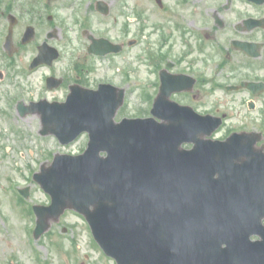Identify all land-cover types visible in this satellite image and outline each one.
I'll use <instances>...</instances> for the list:
<instances>
[{"label":"flooded vegetation","instance_id":"obj_1","mask_svg":"<svg viewBox=\"0 0 264 264\" xmlns=\"http://www.w3.org/2000/svg\"><path fill=\"white\" fill-rule=\"evenodd\" d=\"M98 2L106 3V14L96 12ZM155 5L144 0H0V34L3 35L0 42L13 58L26 60L27 68L39 55L40 47L47 44L57 49L59 60L50 71L53 76L61 74L63 85L53 91L43 89L42 94L53 99L54 93L64 100L73 85L93 90L102 84L118 86L112 79L103 77L102 63L127 54L136 45L143 46L142 30L147 17L155 24L159 20L160 29L167 31L169 26L178 37V57L169 69L168 62L160 58L150 62L149 69H156L155 79L159 81L160 71L167 70L194 81L180 83L184 87L191 83L190 89L172 95L174 102L192 107L200 114L225 117L227 114L219 106L234 100L237 93L258 90L256 97L264 104V2L178 0L176 6ZM124 18L143 24L110 27L109 22L117 23ZM93 24L95 28L88 29ZM64 26L67 28L63 29ZM90 37L120 45L122 51L118 55L90 54ZM60 64L63 67L57 66ZM154 84L158 92L159 85ZM157 92L148 93L144 117H150ZM256 97L249 101L255 102ZM41 98L47 97L41 95Z\"/></svg>","mask_w":264,"mask_h":264},{"label":"rangeland","instance_id":"obj_2","mask_svg":"<svg viewBox=\"0 0 264 264\" xmlns=\"http://www.w3.org/2000/svg\"><path fill=\"white\" fill-rule=\"evenodd\" d=\"M144 1L146 4H150L149 0ZM157 25H160V22L157 21L156 24L153 25V29L152 25L146 29L145 33L142 35L144 45L136 48L132 53H129L130 57L128 54L125 55V57H127L126 60L124 57H120L116 59V66L112 67L107 63L101 66V73L104 78L116 77L119 80L121 78L120 69L125 67L132 69L131 76L133 77V82L131 84L134 85L127 91V94L130 96L129 99L131 100V104L125 109L126 111H124L128 116L135 115L139 109L144 107V102H142V89L143 91L150 89L152 94L157 92V85L152 83L154 82L153 75L148 77L150 72L140 59V56L152 54L155 50H166L160 45V41H158L155 36L154 32ZM173 40H177V38L175 37ZM173 51H178V44ZM33 81L38 87L42 86L40 75L34 77ZM118 84L123 86L121 81ZM5 88V86H0V96L6 92ZM132 89L136 90L133 94L131 93V91H133ZM12 92L15 94L16 89H13ZM29 94H33V90H30ZM14 98V95L9 96L8 94L6 97L7 103L13 105L10 99ZM7 108V104L0 101V114L7 112L9 115L7 116L8 120H6L5 115H1L0 130L6 131L8 137L16 143V147L10 151V155L8 154L6 160H1L3 157V138H0V189L1 185L7 186L10 178H26V172L33 167L35 171L38 172L39 167L44 164H49L56 154L81 153L84 150V139H81V142L77 145L75 144L69 148L63 147L55 138L49 136L41 137L39 135L41 126L38 116H29L21 119L13 110L7 111ZM10 127L15 128L20 137H15L10 133L8 131ZM12 161H17L22 166V174L14 170L11 164ZM33 189H36V187H33ZM8 197L6 192H1L0 190V202L7 217L6 219L0 218V262L3 264L7 263L8 256L18 255L23 264H36L32 252L27 245L23 230L24 226H26L29 221L23 214H19L17 210H12V205ZM35 199L39 201L42 200V196L39 192L36 193ZM65 224L66 225H63L61 221L60 224L56 225L53 229L54 236L51 240L48 239L47 243L45 242L42 250V257L44 260H48L49 264H113L94 248L86 225L80 218L70 214L65 218ZM67 225L76 226V248H79L77 251L67 242L66 234L63 237L60 236V234L63 233H60V231ZM86 255H88V259Z\"/></svg>","mask_w":264,"mask_h":264},{"label":"water","instance_id":"obj_3","mask_svg":"<svg viewBox=\"0 0 264 264\" xmlns=\"http://www.w3.org/2000/svg\"><path fill=\"white\" fill-rule=\"evenodd\" d=\"M160 99V98H159ZM120 106V105H119ZM118 104L115 106V109H117ZM159 106V103H157V107ZM102 123L106 122V118L102 117L101 119ZM132 125V124H127ZM118 133L120 132V129L117 130ZM130 139V138H129ZM131 142H124V145L126 146V149L121 151L120 153L117 152V155L115 156L117 159V176L120 179V186H122L125 189H129L130 193L134 195L135 198L132 199L131 203L136 204L139 203L144 206H149V208L153 209L157 207H163L168 208V203L165 201H160L161 194L157 195L155 198L152 197L149 199V196L142 195L141 197L138 195L136 190L134 189L132 182L135 181L136 183L140 182L143 187H148L149 193L153 191H158L157 181L162 179L164 177L163 172L158 170V167L152 165V153L144 148L140 143L144 142L143 137H133L130 140ZM129 145V146H128ZM95 146V145H94ZM90 150L91 152L88 155V158L92 161H94L95 154ZM82 164H85V161L82 162ZM139 184V183H138ZM129 186V187H128ZM127 193V192H126ZM154 200L155 202H152ZM178 202V201H177ZM176 214H170L166 215L169 218H176L177 219V225H178V203H176ZM170 208V207H169ZM178 231V227L176 229ZM155 243V242H153ZM234 249V247H230ZM154 254L157 255L158 259H165V256L159 253L157 249L154 247ZM153 253V251H152ZM179 254V253H178ZM227 252H224V256H220V259L224 258V264H244V262L241 260L240 255H226ZM178 256V255H177ZM227 256V257H226ZM239 256V257H238ZM240 259V260H239ZM207 264H216L218 261L216 259H209Z\"/></svg>","mask_w":264,"mask_h":264}]
</instances>
